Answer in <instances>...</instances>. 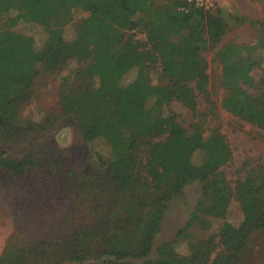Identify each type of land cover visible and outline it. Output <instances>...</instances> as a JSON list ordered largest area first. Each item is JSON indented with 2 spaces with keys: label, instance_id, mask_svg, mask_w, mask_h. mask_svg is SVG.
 Instances as JSON below:
<instances>
[{
  "label": "trees",
  "instance_id": "1",
  "mask_svg": "<svg viewBox=\"0 0 264 264\" xmlns=\"http://www.w3.org/2000/svg\"><path fill=\"white\" fill-rule=\"evenodd\" d=\"M75 11L84 17L67 40L64 30ZM217 14L186 0H0V144L43 140V125L23 112L39 95L42 73H60L76 62L78 69L60 80L58 106L90 154L82 167L64 157L0 151V179L16 207L29 208L38 189L45 207L55 196L64 205L44 237L7 249L0 264L241 263L251 236L264 229V190L249 186L251 177L264 179V169L250 170L249 179L232 188L221 171L231 153L218 148L220 132L203 135L197 125L185 128L173 112L159 109V102L176 101L195 113L202 103L216 119L201 55L215 50L221 108L264 131L263 81L252 77L264 70V25L259 42L219 46L225 24ZM13 18L40 27L43 44L3 27ZM139 31L144 43L135 38ZM131 70L133 80L108 98L99 80L115 83ZM153 74L159 75L155 85ZM148 90L157 103L143 118ZM196 180L203 182L202 193L188 222L154 248L168 202ZM232 200L242 213L237 228L223 222L216 236L192 231L223 220ZM181 243L186 255L176 251Z\"/></svg>",
  "mask_w": 264,
  "mask_h": 264
},
{
  "label": "rangeland",
  "instance_id": "2",
  "mask_svg": "<svg viewBox=\"0 0 264 264\" xmlns=\"http://www.w3.org/2000/svg\"><path fill=\"white\" fill-rule=\"evenodd\" d=\"M210 10L217 11V15L222 18L225 24L219 46L226 43L252 44L259 42L261 26L264 25V0H218ZM83 17L84 13L73 12V19L64 30L65 39L74 38L76 27L82 22ZM3 25L14 33L32 34L39 45H42L45 40V33L40 27L19 23L17 18H13ZM135 38L141 43L145 42V37L140 31L136 33ZM214 52L215 50L205 51L201 55L206 64V73L209 79L208 89L215 103L213 114L216 119L211 118L208 114V106L202 103L197 105L195 113L176 101L165 104L159 102V109L164 114L173 112L176 115V121L185 128L197 125L199 132L203 135L213 128L220 132L218 148L227 149L231 153L230 162L223 166L221 171L231 187L234 188L237 182L244 183L247 178L249 179L250 170L264 169V131L233 117L221 108L222 77ZM78 66L79 64L76 62H71L60 73H42L37 79L36 86L39 95L23 113L25 118L43 125V140L36 143L0 144V151L16 158L33 153L41 159L64 157L72 162L80 161L82 167L84 164L87 165L90 155L88 149L70 119L61 113L58 106L60 80L62 76L68 74L69 70L78 69ZM134 76L135 72L131 70L121 75L118 82H110L103 77L99 83L106 88L108 98H111L113 93L119 89V85L132 81ZM158 76V74L152 75L153 85H155ZM252 77L256 82L263 81V85L259 89L264 92V70H254ZM250 92L257 94L259 90H250ZM156 103V94L153 90H148L145 106L140 112V116L147 117L156 107ZM96 150L100 152V148ZM249 186L254 191L264 190V179L251 177ZM202 187L203 182L196 180L186 185L180 195L171 198L164 212L160 231L155 236L154 248L173 239L177 231L188 222L200 199ZM39 191L41 189L30 196L29 208L19 209L16 207L17 202L13 198V191L0 179V256L7 249L16 247L17 244L25 245L28 243L26 240L32 242L44 237L51 229L52 223L63 216L62 199L55 196L54 200L49 201L48 206L45 207ZM241 220L240 204L237 200H232L223 220L212 221L207 231L199 225L192 231L198 234L203 231L204 236H216L223 222L237 228ZM219 250L220 247L215 248L213 254ZM176 251L180 255H186L187 244H179ZM151 256H154V253ZM240 264H264V229L251 236L250 245Z\"/></svg>",
  "mask_w": 264,
  "mask_h": 264
},
{
  "label": "built area",
  "instance_id": "3",
  "mask_svg": "<svg viewBox=\"0 0 264 264\" xmlns=\"http://www.w3.org/2000/svg\"><path fill=\"white\" fill-rule=\"evenodd\" d=\"M186 2L195 8H200L207 11L212 9L218 0H186Z\"/></svg>",
  "mask_w": 264,
  "mask_h": 264
}]
</instances>
